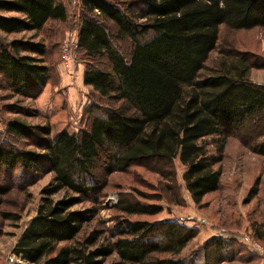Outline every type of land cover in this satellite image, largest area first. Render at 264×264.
Masks as SVG:
<instances>
[{
	"label": "trees",
	"instance_id": "16d2710c",
	"mask_svg": "<svg viewBox=\"0 0 264 264\" xmlns=\"http://www.w3.org/2000/svg\"><path fill=\"white\" fill-rule=\"evenodd\" d=\"M79 2L82 15L74 47L96 61L85 67L82 82L107 104L91 102L85 109L86 125L77 132L63 129L50 136L48 125L7 123V134L35 138L39 150L0 143V170L20 169L30 183L52 173L40 190L37 213L24 225L13 252L33 264H103L112 255L117 260L110 264L235 260L241 247L223 239L207 240L182 256L198 230L171 219H131L159 214L163 206L133 201L128 195L115 206L118 215L110 230L93 229L81 240L76 237L97 215L107 177L114 172L161 160L175 182L173 160L178 159L187 167L182 178L195 204L219 188L220 173L214 165L223 158L227 137L248 142L241 133L261 127L264 85L248 81V66L239 62L206 76L201 69L216 46L219 25H264V0H144L141 11L111 0ZM66 18L59 0H0V77L12 94L36 98L42 93L49 79L47 49L40 41H6L1 34L40 31L48 21ZM110 22L118 38L130 40L128 54L112 43ZM102 61L104 67L99 66ZM258 137H264V124L247 144L264 156V138L257 142ZM212 143L215 149L210 151ZM99 165L100 179L95 173ZM10 187L0 183V196ZM59 191L64 195L52 200ZM65 242L70 244L60 245Z\"/></svg>",
	"mask_w": 264,
	"mask_h": 264
},
{
	"label": "rangeland",
	"instance_id": "374dc122",
	"mask_svg": "<svg viewBox=\"0 0 264 264\" xmlns=\"http://www.w3.org/2000/svg\"><path fill=\"white\" fill-rule=\"evenodd\" d=\"M121 8L132 6L135 11L144 9V0H111ZM67 12L64 21L50 20L40 31H25L1 34L2 39H23L40 41L46 45L45 64L49 70L48 83L36 98L12 94L0 77V143L18 149L39 150L35 138H14L7 134L6 125L11 120H19L30 125H48L50 136L65 128L77 132L86 125L85 109L92 105L105 106L101 98L90 86L82 82V73L91 59L71 45L76 39L82 10L79 0H59ZM141 21V20H140ZM112 43L128 54L131 42L128 38H118L115 26L107 24ZM72 34V35H71ZM151 32L146 34L149 36ZM61 46V47H60ZM69 50L64 52V50ZM69 59H63V56ZM241 63L247 65L246 79L253 84L264 85V25L250 29H231L224 24L218 27L215 48L210 51L201 69L203 76L219 72L221 68ZM100 64V63H99ZM104 67L103 61L99 65ZM98 112V111H97ZM241 133L244 140L260 134L264 124ZM235 132V131H233ZM264 137H258L261 141ZM210 141V137L205 139ZM248 142L230 135L226 139L222 160L214 165L220 173V186L204 196L199 205L190 198L182 178L186 166L178 159L173 160L175 182L168 177L169 168L161 160L149 163V167L133 166L128 172H114L107 177L104 198L95 218L84 225L77 239H83L91 230H110L118 215L115 206L123 196L133 201L158 203L163 211L156 215H136L131 219L160 221L171 219L188 227H195L198 233L187 243L181 255L188 257L205 241L215 239L218 230H225V241L234 240L242 251L233 261L221 264H264V260L248 245L247 238L257 239L264 245V156L254 153ZM210 151L215 145H208ZM161 171V173L159 172ZM101 178L100 165L95 169ZM52 173L43 174L36 182L30 183L28 176L20 169L0 170V183L11 186L8 193L0 196V264H27V261L13 252V247L27 221L37 213L41 202L40 190L51 181ZM64 191L52 195L57 200ZM87 204H78L72 209H80ZM104 236V235H102ZM70 244L69 242L60 245ZM117 260L112 255L103 264ZM201 256H197V261ZM80 264V263H72ZM129 264V263H125Z\"/></svg>",
	"mask_w": 264,
	"mask_h": 264
},
{
	"label": "built area",
	"instance_id": "2783aa9c",
	"mask_svg": "<svg viewBox=\"0 0 264 264\" xmlns=\"http://www.w3.org/2000/svg\"><path fill=\"white\" fill-rule=\"evenodd\" d=\"M71 45L73 46H76V39L74 40L73 43H71ZM64 52H67V55L69 53V50H65L63 49ZM63 56V59H69L68 56ZM225 230L221 229V230H218L215 234H214V238L215 239H222L225 237ZM247 241H248V245H249V248L255 252L256 254H258L263 260H264V245L261 243V241L257 240V239H250V238H247ZM27 264H33V263H29L27 262Z\"/></svg>",
	"mask_w": 264,
	"mask_h": 264
},
{
	"label": "crops",
	"instance_id": "0c3cea01",
	"mask_svg": "<svg viewBox=\"0 0 264 264\" xmlns=\"http://www.w3.org/2000/svg\"><path fill=\"white\" fill-rule=\"evenodd\" d=\"M63 129H65V128H63ZM63 129H61V130H63ZM61 130H59V131H61ZM59 131H57V132H59ZM57 132H56V133H57Z\"/></svg>",
	"mask_w": 264,
	"mask_h": 264
}]
</instances>
